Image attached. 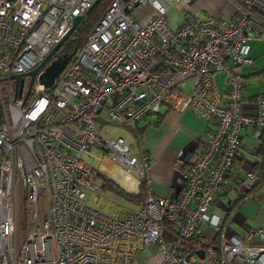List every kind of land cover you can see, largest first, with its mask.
<instances>
[{
    "label": "built area",
    "instance_id": "built-area-1",
    "mask_svg": "<svg viewBox=\"0 0 264 264\" xmlns=\"http://www.w3.org/2000/svg\"><path fill=\"white\" fill-rule=\"evenodd\" d=\"M98 1L0 0V264H141L140 257L144 264H264V226L243 236L231 232V213H210L216 195L229 188L242 131L264 128V96L256 115L243 111L241 72L254 64L250 43L264 39V0H232L237 12L230 20L217 13L197 18L198 0H111L53 86L9 79L8 105L2 81L35 70ZM145 5L156 15L141 25L134 12ZM173 8L188 15L176 30L167 22ZM165 107L209 123L199 155L182 174L181 193L158 196L147 182L140 208L93 207L100 198L91 194L102 193L87 158H109L140 185L152 165L139 124ZM104 112L110 122L127 124L136 144L103 135L97 119ZM262 185L264 171L238 176L231 208ZM19 199L30 228L24 242L16 236ZM167 225L177 241L166 240ZM198 234L216 242L188 250ZM253 238L262 244H251Z\"/></svg>",
    "mask_w": 264,
    "mask_h": 264
},
{
    "label": "crops",
    "instance_id": "crops-1",
    "mask_svg": "<svg viewBox=\"0 0 264 264\" xmlns=\"http://www.w3.org/2000/svg\"><path fill=\"white\" fill-rule=\"evenodd\" d=\"M198 1L199 6H195L194 11L196 17L203 20L211 13H217L230 20L237 12L236 4L232 0ZM237 1L242 2L243 0ZM155 15L156 10L151 5L141 6L134 12L136 21L141 25H147ZM187 17V13L180 8H173L167 15V22L171 29L176 30L185 23ZM263 40L255 42L254 46L250 43L254 64L241 69L246 78L243 111L247 115L258 113L257 98L260 95L264 96V44H258L263 43ZM223 84L225 86V81ZM225 92L226 88L223 93ZM161 117L163 118L161 125L155 126ZM208 126V122L190 111L178 113L167 107L163 108L159 114L149 116L139 124L143 150L150 156L152 165L149 172L142 178L149 183L154 194L170 197L172 192L175 195L181 193L182 174L188 164L199 155ZM146 127L148 128L145 130ZM262 129L249 126L242 131L243 146L227 177L229 188L225 193L216 195L210 208L211 214L222 218H226L231 213V232L243 236H247L252 229H260L264 226V185L256 188L252 196L237 208H231V203L236 201V178L244 177L248 170L264 171V160L257 155L261 145L260 131ZM132 183L129 180L123 182V186L127 189L128 187L133 188L131 191L122 187L131 193H137L139 180L133 183V187ZM250 243L253 245L262 244L259 238H253Z\"/></svg>",
    "mask_w": 264,
    "mask_h": 264
},
{
    "label": "rangeland",
    "instance_id": "rangeland-1",
    "mask_svg": "<svg viewBox=\"0 0 264 264\" xmlns=\"http://www.w3.org/2000/svg\"><path fill=\"white\" fill-rule=\"evenodd\" d=\"M255 42H257V41H252L251 45L254 46L256 44ZM258 44L263 45L264 42L258 43ZM3 77L6 78V75H3ZM216 78L219 82L220 90L222 92H224L226 86H224V84H223L225 81L223 76L217 75ZM11 85L12 84L10 81H2L3 93H4V96L6 98L8 105L13 103L12 96H11L12 95ZM107 117H108V114L106 112H104L97 119V126L103 135L107 136L108 138L124 137L127 140L128 144H136V139L133 136L131 128L127 124L116 125L115 123L110 122L107 119ZM95 154L101 155V154H99L98 150L95 151ZM102 159H103V156L100 157L99 161L95 162L93 159L87 158V160L90 163L94 164V166H97L100 168V165L102 164L101 165L102 173L105 176H107L111 181H114V183L117 186L120 185L121 187L120 186L119 187L121 189L124 187L123 186L124 180H129L130 183H132V182L136 183V181H138V179L135 178V177H138L137 175L127 173L125 169H123L122 167H120L119 165H117L115 163H112V162L106 160L105 158L102 162ZM140 178H142V177H140ZM133 183H132V187L134 186ZM124 188H126V187H124ZM132 189L133 188L128 187L127 190L131 191ZM101 193H102L101 196L96 195V194H91L92 198H96V197L100 198L99 203L98 204L92 203V206L102 210L103 212L112 213L113 210L116 209L118 203L125 205V206L132 207V205L126 199L122 198L121 196H118L114 192L101 190ZM18 203H19V206L17 207V214H16V216H17L16 217V220H17L16 236L19 240H22L24 242L30 234V228L28 227L26 209L23 206L24 202L22 199H19ZM208 235H210V237H213L215 235V233L213 230L212 231L210 230L208 232ZM152 252L155 253V249H152ZM139 261L141 262V264H144V260L142 259V257L139 258Z\"/></svg>",
    "mask_w": 264,
    "mask_h": 264
},
{
    "label": "trees",
    "instance_id": "trees-1",
    "mask_svg": "<svg viewBox=\"0 0 264 264\" xmlns=\"http://www.w3.org/2000/svg\"><path fill=\"white\" fill-rule=\"evenodd\" d=\"M111 3V0H100L98 1L94 7L89 11L84 21L81 23V25L77 28V30L68 38V40L63 44L59 52L57 53V57H63L65 55L71 56L79 50V48L83 45V43L87 40L88 36L94 29V27L99 23V21L103 18L105 15V12L109 8ZM74 55V56H75ZM152 116L148 115L147 117ZM145 117L144 120L147 118ZM143 120V121H144ZM163 121V118L161 117L158 122L155 124V126H160ZM142 122V121H141ZM140 122V123H141ZM149 127V126H148ZM146 127L145 130L148 128ZM144 130V131H145ZM260 140L261 145L258 150V157L264 160V128L260 131ZM104 158V156H103ZM264 168V165H263ZM94 176L100 185V188L102 191H109L114 192L118 196H121L122 198L126 199L133 208H140L143 205H145L148 197V183L145 179L140 178V185L137 193H131L124 188H120L117 186L113 181H111L107 176H105L101 171H99V167L94 166ZM235 190L240 189L235 186ZM23 206L26 208V202L24 201ZM168 230L166 231V240L168 242L171 241H177V238L175 237L174 229L171 227V225H167ZM213 242H216V240H209L208 238L204 237L202 234H198V236L194 237L188 245L186 246L188 250H192L193 252H196L200 248H205ZM183 251H187L186 249H183Z\"/></svg>",
    "mask_w": 264,
    "mask_h": 264
},
{
    "label": "water",
    "instance_id": "water-1",
    "mask_svg": "<svg viewBox=\"0 0 264 264\" xmlns=\"http://www.w3.org/2000/svg\"><path fill=\"white\" fill-rule=\"evenodd\" d=\"M85 16H79L74 19V25L72 29L66 34V36L60 41V43L53 49L51 54L45 59L43 63H41L35 70L22 74L16 75L11 78L5 79L6 81L15 80L17 86L19 84H23L25 77L31 78V87L33 83L38 79V81L44 85L46 88H50L53 86L56 78L62 74L65 68L68 66L69 61L75 55L71 56L65 55L63 57H57V53L63 46V44L68 40V38L77 30V28L84 21ZM114 182V181H113ZM198 255L204 259V251L201 250L198 252Z\"/></svg>",
    "mask_w": 264,
    "mask_h": 264
},
{
    "label": "bare ground",
    "instance_id": "bare-ground-1",
    "mask_svg": "<svg viewBox=\"0 0 264 264\" xmlns=\"http://www.w3.org/2000/svg\"><path fill=\"white\" fill-rule=\"evenodd\" d=\"M106 160H108V161H110V162H112V163H114L112 160H110L109 158H105ZM127 172V171H126ZM127 173H129V172H127Z\"/></svg>",
    "mask_w": 264,
    "mask_h": 264
}]
</instances>
